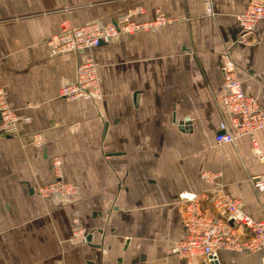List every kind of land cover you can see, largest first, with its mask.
<instances>
[{"label":"crops","instance_id":"1","mask_svg":"<svg viewBox=\"0 0 264 264\" xmlns=\"http://www.w3.org/2000/svg\"><path fill=\"white\" fill-rule=\"evenodd\" d=\"M205 1L0 0V91L20 119L0 136V264H176L183 193L222 188L264 220V193L251 183L264 175V128L259 154L247 136L215 142L233 129L221 101L227 59L264 110V20L240 44L236 16L251 0H209L213 15ZM128 11L135 22H167L51 54L47 40L63 22L106 24ZM85 55L100 97L61 98ZM55 158L75 195L37 193L55 179ZM77 229L86 242L71 241ZM216 264L264 263L259 252L223 249Z\"/></svg>","mask_w":264,"mask_h":264},{"label":"built area","instance_id":"2","mask_svg":"<svg viewBox=\"0 0 264 264\" xmlns=\"http://www.w3.org/2000/svg\"><path fill=\"white\" fill-rule=\"evenodd\" d=\"M205 5L206 13L213 15L210 1H205ZM236 20L240 27L236 41L240 44L249 43L255 25L264 20V0H251L246 10L236 16ZM165 22L167 20L160 15L151 22H135L131 20L130 11L106 24L89 22L74 26L63 22L60 30L47 40V44L53 55L68 51L84 52L109 43L120 33L156 29ZM262 44L264 45V37ZM221 72V101L224 109L232 114L233 129L216 135L215 142L228 143L233 142L236 137L247 136L253 149L259 154L256 133L264 128V110L254 97L243 90L237 66L230 58L223 63ZM59 96L67 100L91 101L100 97L96 66L89 55H85L77 65L75 81L62 86ZM19 121V117L0 91V136L14 133ZM32 141L40 145L42 136L39 133L34 134ZM52 167L55 179L37 188V193L43 197L75 195L77 187L61 179L59 158L52 161ZM215 176L209 174L207 178L213 180ZM251 183L254 188L264 193V175L251 177ZM179 200L183 204L182 223L185 237L170 250L177 255L176 264H216L217 252L223 249L259 252L264 263V220H255L246 214L241 200L231 197L222 188L183 193L179 195ZM205 203L208 204L209 211L204 208ZM71 241L86 242V234L77 229L72 233Z\"/></svg>","mask_w":264,"mask_h":264},{"label":"rangeland","instance_id":"3","mask_svg":"<svg viewBox=\"0 0 264 264\" xmlns=\"http://www.w3.org/2000/svg\"><path fill=\"white\" fill-rule=\"evenodd\" d=\"M92 60H93V59H92ZM93 62H94V60H93ZM94 65L96 66L95 62H94Z\"/></svg>","mask_w":264,"mask_h":264}]
</instances>
